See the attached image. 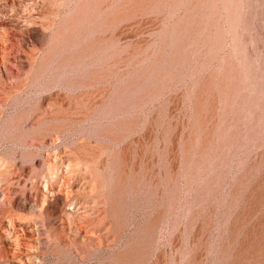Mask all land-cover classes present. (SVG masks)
Segmentation results:
<instances>
[{"label":"rangeland","instance_id":"obj_1","mask_svg":"<svg viewBox=\"0 0 264 264\" xmlns=\"http://www.w3.org/2000/svg\"><path fill=\"white\" fill-rule=\"evenodd\" d=\"M38 261L264 264V0H0V264Z\"/></svg>","mask_w":264,"mask_h":264},{"label":"bare ground","instance_id":"obj_2","mask_svg":"<svg viewBox=\"0 0 264 264\" xmlns=\"http://www.w3.org/2000/svg\"><path fill=\"white\" fill-rule=\"evenodd\" d=\"M65 205H66V203L61 204L60 205V210L57 209L58 211L53 209L52 211H47V213H46L47 217L48 216H53L54 217V220L56 221V224H57V226H55V227L56 228L60 227L62 229V233H61L60 237H58V236L55 237L54 238L55 240H58V241H63L64 240L65 243H67V245L76 246V243L74 242V235L75 234L73 233V235H72L71 232H72L73 229H75L76 234H79L81 231L84 230V227L86 226L85 224H87V226L89 227L90 230H92V232L93 231L100 232V228L102 227L103 222H98L96 224L95 221H87L88 220L87 219L86 220L87 222L85 224L81 225V222H80V226L79 227H74L72 225V223H69L67 225L63 224V220L60 217V213L65 208ZM15 208L16 209H20L21 208V205H20L19 202L15 203ZM27 208L30 210V212L35 213L33 204L30 203ZM29 231L33 233V237H34L33 243L27 245L28 248H29V251L38 252L43 247L42 234H41V225H40L39 221L35 220V222L31 226V228L29 229ZM97 241L98 242L94 243V246L98 249L100 247V245L102 244V242H103V235H100L97 238ZM35 264H41V261H38Z\"/></svg>","mask_w":264,"mask_h":264}]
</instances>
